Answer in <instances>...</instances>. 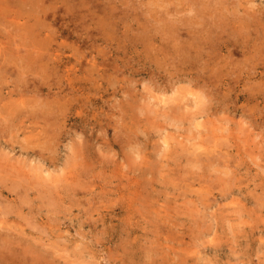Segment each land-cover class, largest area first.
<instances>
[{"label":"rangeland","instance_id":"rangeland-1","mask_svg":"<svg viewBox=\"0 0 264 264\" xmlns=\"http://www.w3.org/2000/svg\"><path fill=\"white\" fill-rule=\"evenodd\" d=\"M32 5L0 0V264H264V60L200 88L184 71L230 51L191 59L162 28L264 25V0Z\"/></svg>","mask_w":264,"mask_h":264},{"label":"bare ground","instance_id":"bare-ground-1","mask_svg":"<svg viewBox=\"0 0 264 264\" xmlns=\"http://www.w3.org/2000/svg\"><path fill=\"white\" fill-rule=\"evenodd\" d=\"M39 0H34L31 2L34 4L33 11L36 10L37 5H38ZM244 6V3H240V5ZM42 11V9H41ZM171 11L165 13L168 17H166L167 21L164 23L162 26L163 32L167 31V34H170L171 36H163L165 39L170 40L169 38H172V41L176 43L179 47H176L177 51H182V50H187L189 51L188 56L191 59L194 60H204L207 58L205 53H209L205 48L204 44H212V46L209 45L211 48V52H216L220 50L221 52L223 51H230L227 57L225 58H219V57H214L208 55V63L206 65V68L203 70L202 73L197 74L198 76L195 78V75L192 73V70L189 71H184L183 76H188L189 80L193 83H195L197 86L200 88H209L211 89L212 87L214 89H217L218 87L216 86L215 81H212V78L214 76H223L224 78H227L226 81H223V84L220 86H228V87H233L235 90H240L241 83L244 81L243 79H240V77L237 78V80H234V83H231L228 81L229 74L231 73H236L241 69H246L249 65V61L253 63V67L250 70L251 72H248L249 70L245 71L243 70V73L246 74V77L248 75L249 78H254L255 76H259V74H262L261 71H259V63L256 61H263L264 60V42L262 40L258 41H252L250 40V37L252 35V32L254 31L255 28L260 29L264 33V25L262 24V19L260 15L256 12H250L248 9L245 8L244 14L241 17H233L232 19L228 17L227 15L219 14L220 19L222 20L221 23L216 22H206L203 23L202 27H197L194 25V19L199 17V14L196 16L192 15L189 20H182L185 25L190 27L187 30V34L189 36L188 40L185 41L183 40V32H182V26H181V17L180 13L176 11ZM203 13L205 14V10L203 9ZM206 15L208 16L207 10H206ZM218 16V17H219ZM200 18V17H199ZM171 20V21H169ZM213 21V19H212ZM188 22V23H187ZM234 25H232V24ZM192 24V25H191ZM212 24V25H210ZM258 31V30H257ZM196 34L200 35L201 37H196ZM186 35V34H185ZM187 36V35H186ZM187 36V37H188ZM232 37L236 38H242L244 37L245 40H240V39H233ZM208 38V40H207ZM190 39V40H189ZM195 39H200V40H195ZM218 39H224V42L217 41ZM207 41V42H206ZM246 41V42H245ZM252 41V43H251ZM206 42V43H204ZM245 42V43H244ZM240 43V45H238ZM220 44V45H219ZM194 50V51H193ZM239 51H244L247 62L244 61H238L234 59L233 57L235 56V52L238 53ZM194 52V54H192ZM256 53V54H254ZM261 53L262 56H259L257 54ZM181 54V53H180ZM200 55H202L201 58ZM199 58V59H198ZM29 61H35L33 57L28 58ZM187 60V59H186ZM214 65L215 68H210L208 65ZM211 70L212 72H207L206 70ZM255 69L254 71H252ZM259 72V73H258ZM242 73V72H241ZM182 77V74H179V77L176 79H171L172 81V88L174 89L176 83L180 82L181 79L184 80ZM232 80V79H231ZM212 88V90H213ZM240 98H244L245 95H239ZM255 97V94H250L248 96L249 99H253ZM211 100V99H210ZM205 105V104H204ZM208 109V108H207ZM204 113H206L204 111ZM206 115H208L206 113ZM2 255V254H1ZM10 256H13V254H10Z\"/></svg>","mask_w":264,"mask_h":264}]
</instances>
